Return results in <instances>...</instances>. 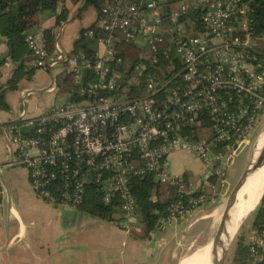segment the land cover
<instances>
[{
	"label": "built area",
	"instance_id": "2783aa9c",
	"mask_svg": "<svg viewBox=\"0 0 264 264\" xmlns=\"http://www.w3.org/2000/svg\"><path fill=\"white\" fill-rule=\"evenodd\" d=\"M103 0L95 27L102 31L95 56H65L73 81L83 68L98 79L82 82V102L47 108L36 117H19L11 125V163L23 166L35 195L62 208L83 201L89 183L98 184L101 201L116 199L118 224L125 231L139 216L129 188L132 177L150 175L174 189L167 213L170 222L198 208L203 192L191 195L182 174L166 168L174 151L195 154L207 164L208 174L221 172V162L249 139L252 125L264 110V58L254 49L247 0ZM201 5V30L177 18L189 6ZM92 30L87 33L91 34ZM34 66H44L46 48L42 29L25 35ZM134 42L140 58L156 63L167 59V76L146 74L136 92L144 63L126 70L112 68L114 44ZM179 67L171 70L173 60ZM27 94V91H26ZM208 116V117H206ZM207 121V122H206ZM221 144L224 151H215ZM186 196V198H185ZM264 225L251 229L248 251L259 259Z\"/></svg>",
	"mask_w": 264,
	"mask_h": 264
},
{
	"label": "crops",
	"instance_id": "0c3cea01",
	"mask_svg": "<svg viewBox=\"0 0 264 264\" xmlns=\"http://www.w3.org/2000/svg\"><path fill=\"white\" fill-rule=\"evenodd\" d=\"M82 4L83 1L79 0H17L11 4L7 25L10 28H23L27 33L52 27L56 16L60 13L66 12L67 17L52 28L54 32L53 50L46 53L45 65L34 66L31 54L26 55L24 69L33 67L30 78L22 76L15 89H7L4 92L8 108H0V148H4L3 152H6L9 158L0 162V168H5L7 172L5 178L0 174L2 180L0 182V264H182L194 251L210 243L228 195V186L231 187V176L227 177L231 174L229 172L231 166L229 171L227 170L223 176L219 177L223 171L221 167V172L215 174L213 183L209 182L207 177L205 182L193 183L191 178L194 173L191 168L186 166H177L172 170L169 168L168 162L180 152L179 150L174 151L166 158V168L171 173L182 174L188 190L194 192L199 188L202 189L205 199L198 208L173 221L163 222L155 228H149L144 231V236H141L143 230L141 221H136L128 231L118 224L115 230L122 234L116 240L114 237L117 232H113L103 234L104 237L101 235L98 238L89 237L83 241H77L72 236H55L56 233L53 232V228L57 224L56 220H59V224L62 226L68 225L75 209L62 207H60V211L52 209L59 206L37 197L29 184L26 169L21 165L11 163L12 152L8 137L12 122L22 115L26 118L36 117L47 108L62 105L64 102V96L56 102L53 93L59 91L56 79H62L63 75L67 73L65 56L71 55L74 42L80 38L81 28L98 19L95 9L91 15L88 14L90 9L87 6L78 11ZM86 34L89 35L87 32ZM255 45L264 49V38L256 40ZM100 49L101 46L97 40L95 52ZM0 59H3L0 64V85H4L13 69L20 62L10 58V51L4 36H0ZM61 101H63L62 104H60ZM233 154L228 161L225 160L226 164H231ZM16 166L19 173H11ZM207 170L206 175L209 176ZM18 180L20 182L18 185L21 187V192L18 193V206L16 207L10 202L4 206L2 196L5 193L7 200L10 201L12 198L10 191L11 193L15 191V183ZM224 181L227 184L222 187ZM205 183L209 186L208 188ZM160 185L165 190L164 195L168 193L170 186ZM36 209L47 213L46 230L41 236L38 235L39 239H34L37 233L36 229L31 227L34 235L28 240L20 242L17 239L20 235L23 236L27 227L21 213L28 215L33 211L37 212ZM64 215L68 216L66 223H62ZM99 219L108 225V222H113ZM28 224L30 225L29 222ZM136 224L140 228L134 229ZM50 227L52 228L50 229ZM48 229L52 233H48ZM135 231L138 232L134 233ZM79 242H85L83 249L86 251V255L84 258L83 255L78 257L75 254ZM94 242L104 246L107 244V247L97 249ZM195 248L196 250H194ZM187 251L189 252L182 256ZM232 257L233 251L229 264H235ZM249 257L248 261L251 264L254 259L250 254Z\"/></svg>",
	"mask_w": 264,
	"mask_h": 264
},
{
	"label": "trees",
	"instance_id": "16d2710c",
	"mask_svg": "<svg viewBox=\"0 0 264 264\" xmlns=\"http://www.w3.org/2000/svg\"><path fill=\"white\" fill-rule=\"evenodd\" d=\"M17 0H0V36H4L6 39V45L10 51V58L13 61H20L19 64L13 69L10 77L5 81L4 85H0V108L7 109L8 104L4 99V92L7 89H15L17 87L18 81L22 76L30 78L33 67L24 69V61L26 55L30 54V50L25 41V35L27 34L23 28L16 27L10 28L7 25L8 15L10 12L11 4ZM83 1V4L78 8V11L83 10L87 5H92L97 12V17L99 16V5L103 0H79ZM164 1V0H163ZM174 0H166V5ZM249 4V28L251 29V34L256 37L257 40L264 38V0H247ZM162 2L161 0L159 1ZM203 10L201 5L196 7L189 6L186 12L177 18V21H183L186 25H192L189 33L194 34L201 30L200 14ZM165 15H168V8L164 10ZM67 13L63 12L56 16L54 25L59 24L61 21L65 20ZM52 27L43 28V38L44 45L47 52L53 50L54 32ZM188 29V28H187ZM92 30L91 34L87 35L86 32ZM103 35L102 31L95 27V22L82 27L79 36L80 38L76 40L73 44V49L70 54L82 53L87 58H93L95 56V49L97 46V38ZM89 37L90 42L86 40ZM117 51L116 56H121L122 62L117 63L113 59L110 64L113 69L122 71L132 67L136 61L142 60L144 67L142 69V74L138 77L139 81L137 85H131L130 87H135L136 92L142 91V85L145 79V75L151 72H156L159 78H164L168 74L166 70L169 66L167 59H159L158 62L152 63L146 59H141L140 47L134 42L118 41L114 44ZM255 49V48H254ZM260 49V50H259ZM259 57L264 58V49H255ZM3 59H0V64ZM179 67L177 59L173 60L172 71ZM73 72L67 71L57 83L58 90L64 93V104L78 103L87 99L85 95L79 94V87L82 82L92 81L98 79L97 75L92 72L90 68H83L79 72L78 81H73ZM208 117V116H206ZM19 118L15 119L12 124L18 123ZM207 122V121H206ZM215 151H224V147L221 144L215 146ZM215 175L207 176V180L211 183L215 181ZM219 185V184H218ZM98 184L89 183L85 189V194L83 201L76 206L75 210L82 211L93 216H98L100 218L114 221L117 215L119 219L121 218V210L119 208L118 201L112 199L108 203H103L101 201V193L98 190ZM129 188L133 194L135 201V214L139 216L140 221L143 225V230L141 236H144V231L149 230V228H155L160 225L159 219L166 215L167 206L169 200L173 198L174 189L169 187L168 193L164 195V188L157 182H155L150 175L136 176L132 177L129 181ZM202 192V189L191 193V195H197ZM186 198V196H185ZM264 225V191L260 197V201L255 208V214L252 220V229L260 230ZM264 242V240H263ZM260 257L254 260L251 264H264V243L259 247ZM249 255L248 244L243 243L241 238H238L235 242L234 253L232 261L235 264H249L248 258L245 255Z\"/></svg>",
	"mask_w": 264,
	"mask_h": 264
},
{
	"label": "rangeland",
	"instance_id": "374dc122",
	"mask_svg": "<svg viewBox=\"0 0 264 264\" xmlns=\"http://www.w3.org/2000/svg\"><path fill=\"white\" fill-rule=\"evenodd\" d=\"M155 1H160V0H155ZM87 7H89V9H90L88 14L91 15V12H93L94 8L92 5H87ZM187 30H190V29H186V33H189ZM86 40L88 42H90L89 37H86ZM254 48L256 50L258 49V47L256 45L254 46ZM56 80H57V82L60 81V79H56ZM53 95H55V97H56L55 101L58 102V100L60 98H63L64 93L61 91H58L56 93H53ZM62 102L63 101H61L60 104H62ZM57 104H59V103H57ZM62 105H65V104L63 103ZM263 131H264V110L259 113L257 120L252 125V129L250 130V135H249L248 141L242 145V147L238 150L237 153L233 154L231 164H226L225 160L221 162V167H222L223 171L221 172V174H219V177L223 176L227 172V170L229 171V168L231 166V171H229L231 174L227 175V177L231 176V182H230L231 187L228 186L227 194L229 193V191L232 188V186L234 185L236 179L239 177L242 170L246 166L253 147L257 148L256 140H258L259 136L263 133ZM3 149H4L3 147L0 148V162L6 161L9 158L8 155H6V152H3ZM168 165H169V168L171 170L177 166H179V167L186 166V167L191 168L192 172L194 173L192 178H191L193 183H196L199 181H203V182L206 181V177H207L206 170L208 169L209 166L207 164H205L204 162H202L195 154L180 151L176 157L172 158L170 160V162H168ZM18 170L19 169L16 166L12 169L11 173H13V174L19 173ZM6 173H7L6 169L1 167L0 168V174L3 178H5ZM15 175H17V174H15ZM1 181L2 180L0 179V182ZM19 183H20L19 180L15 183L16 184L15 191H12V193L10 191V195L12 197L10 199V201L7 200L5 193L2 196V203L4 206H6L8 204V202H10V204H13L16 207L18 206L17 205L18 193L21 192V189H20L21 187L18 185ZM205 186L207 188L209 187L207 184ZM216 191H217V188L215 189V192ZM248 192L247 191L245 192L244 198L247 197ZM260 197H259L257 203L255 204V206L241 219L239 225L237 226V229L233 234L232 241L230 242V244H229V246L225 252L223 264H229L231 262V252L233 251V253H234L235 242L238 238H241L243 243H246L247 237H248V235H249V233L253 227L252 226V220H253V217L255 214V208L260 201ZM33 208L35 210V206ZM52 209H54L55 211L61 210L60 207H56V208H52ZM235 210L232 209V214L235 212ZM36 211L37 212H35V211L30 212L28 215L27 214L24 215L21 213V216L23 217V220H24L27 227H26V231L23 234V236L20 235L17 239L20 242H24V241L28 240V238H30L31 236L34 235V233H32L33 228H31V227H34V229H36L37 235H35L34 239H39L40 237L38 235L41 236L44 233V231L46 230V225L48 222L47 213L42 211L41 209H36ZM115 217H116L115 220L113 222H108L109 223V225H108L106 222H101L100 221L101 219H99L100 217L98 218V216L97 217L96 216H90L87 213H83L82 211L75 210V211H73V213L71 215L70 222L68 225L62 226L59 224V220H56L57 224L54 223L56 226H54L53 232L56 233L55 236H57V235L72 236V237L76 238L77 241H83L89 237L98 238L101 235H102V237H104L103 234H105V233H113V232L116 233L117 232V230H115V229H116V227H118V221L120 219L117 215ZM104 220H106V219H104ZM232 221H234L233 218H232ZM28 222L30 223V225L28 224ZM137 224H136V227L134 229H137V227L140 228V226ZM51 228L52 227H50V229ZM50 229H48V231H49L48 233H52L50 231ZM55 229H57V230H55ZM137 232L138 231H135L134 233H137ZM121 234H122V232L118 231L117 234L115 235L114 239L115 240L118 239L121 236ZM84 244H85V242L77 243L75 254H77L78 257H81L83 255V258H84V256L86 255V251L83 249ZM94 246L97 247V249H105L107 247V244L104 246L103 244L94 242ZM194 250H196V248ZM194 250H192V251H194ZM188 252L189 251L184 253L182 256H184ZM245 258L249 259L250 257L248 254H246ZM98 262H100V260H98Z\"/></svg>",
	"mask_w": 264,
	"mask_h": 264
},
{
	"label": "bare ground",
	"instance_id": "6f19581e",
	"mask_svg": "<svg viewBox=\"0 0 264 264\" xmlns=\"http://www.w3.org/2000/svg\"><path fill=\"white\" fill-rule=\"evenodd\" d=\"M263 139L264 131L259 136L258 140H256L257 147L260 146ZM263 189L264 164L246 178L236 193V198L231 205V211L227 220V224L225 225L221 235V240L226 250L232 241L233 234L236 231L241 219L255 206L259 197L261 196ZM246 191L249 192L247 197L244 198ZM232 209H236L233 214ZM232 218L234 221H232ZM182 264H213L211 243L195 251L186 260H184Z\"/></svg>",
	"mask_w": 264,
	"mask_h": 264
},
{
	"label": "water",
	"instance_id": "95a60500",
	"mask_svg": "<svg viewBox=\"0 0 264 264\" xmlns=\"http://www.w3.org/2000/svg\"><path fill=\"white\" fill-rule=\"evenodd\" d=\"M80 37V36H79ZM242 147V145L238 146L234 153H237L238 150ZM231 158V156L228 157L227 161ZM264 164V139L259 147L252 149L250 153L249 160L242 170L239 177L236 179L234 185L230 189L226 199L225 203L223 205V208L221 210V213L219 215V218L216 223L215 231L213 234V237L210 241L211 243V250L213 255V264H223L224 256L226 252V248L223 246V242L221 240V235L223 233V230L225 228V225L227 224V220L231 211V205L233 201L236 198V193L242 183L246 180V178L253 172H255L260 166ZM227 184L226 181L222 183V187ZM264 191V189H263ZM262 191V193H263ZM68 220V216L64 215L62 217V223H66Z\"/></svg>",
	"mask_w": 264,
	"mask_h": 264
}]
</instances>
